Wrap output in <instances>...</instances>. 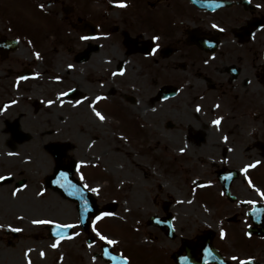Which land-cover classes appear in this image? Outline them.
<instances>
[{
	"label": "flooded vegetation",
	"instance_id": "af4514ba",
	"mask_svg": "<svg viewBox=\"0 0 264 264\" xmlns=\"http://www.w3.org/2000/svg\"><path fill=\"white\" fill-rule=\"evenodd\" d=\"M121 2L0 0V108L7 106L0 111V187L20 193L29 178L14 171H42L39 190L70 203L75 224L84 200L65 196L75 189L92 211L97 204L112 214L120 205L97 196L112 191L123 168L112 157L167 162L162 167L172 170L138 196L135 238L124 229L126 244L100 241L91 231L94 212L86 226L70 229L76 239L87 233L88 264H122L121 255L131 264H238L231 256L264 264V200L240 171L259 161L247 176L264 192V0H129L136 6L126 11ZM31 4L38 17L27 13ZM121 68L123 75H112ZM96 96L105 97L94 105L104 121L89 107ZM179 178L189 185H174ZM85 183L98 191L82 189ZM248 200L257 203H241ZM16 228L5 229L9 245L22 237Z\"/></svg>",
	"mask_w": 264,
	"mask_h": 264
},
{
	"label": "rangeland",
	"instance_id": "374dc122",
	"mask_svg": "<svg viewBox=\"0 0 264 264\" xmlns=\"http://www.w3.org/2000/svg\"><path fill=\"white\" fill-rule=\"evenodd\" d=\"M128 1L122 0L126 4L125 7H122L125 11L136 6L135 2L128 4ZM27 13L38 17L40 11L34 4H31L30 11ZM116 145L118 144L111 143L112 156H115ZM110 162L112 164L118 163L120 166L123 165V168L119 167L120 170L116 171L117 174L112 177V191L104 187L102 193L97 194V196L100 203H105L114 198L119 201L120 205L108 220L105 219L102 223L99 222L97 227L98 225L101 227L102 234L117 240V246L126 244L125 241L129 239L125 238L128 233L124 229L132 234L131 239L136 237L130 229L137 225L136 214L140 202L138 196L143 192L142 189L150 185L149 181H152V185L159 176H165L166 173L163 170L172 169L162 167L167 162L159 161L156 163L148 157L130 160V162L123 160V163L112 157ZM34 163L39 164L38 161H34ZM25 172L20 176L18 169L14 171L13 177L16 179L29 178L28 187L26 186L27 188L21 190L17 195H12L14 185L5 183V185H1L4 187H0V225L5 226L0 228V264H28L29 261H31V264H88L89 246L85 242L87 233L81 234L78 239L71 237L56 240L49 235L46 227L48 225H35L32 223L33 219H54L58 223H70L74 221V216L70 203L64 201L61 197L58 200V194L46 195L43 192L42 196L36 195L37 192H40L41 185L37 181L42 175V171L40 175L34 169ZM150 175L154 177L147 179ZM173 184L189 185V182L188 179L184 181L179 178V180L174 179ZM118 195L122 197L121 200L118 199ZM26 205L30 207H25ZM24 207L25 210L22 211ZM122 221L126 222V227L122 226ZM9 225L12 228L19 226L22 228V237L15 243L16 245H9L8 243L5 229H9ZM53 243H57L56 248L51 247ZM41 251L44 253L43 256L40 255Z\"/></svg>",
	"mask_w": 264,
	"mask_h": 264
},
{
	"label": "snow or ice",
	"instance_id": "6c2138e0",
	"mask_svg": "<svg viewBox=\"0 0 264 264\" xmlns=\"http://www.w3.org/2000/svg\"><path fill=\"white\" fill-rule=\"evenodd\" d=\"M248 2L250 3L251 0H248ZM118 6H119V7H125L126 4L123 3V2H121V3H119ZM39 7L43 8L44 5H39ZM255 7L260 8L261 5H260V4H257ZM212 27H213V28H218L219 26H218L217 24H213ZM261 27H264V26H261ZM219 31L222 32V31H224V29H223V28H219ZM80 38H81L82 40H88V39H90L89 36H81ZM152 40H153L154 42H155V41H158V40H159V37H158V36H153V37H152ZM158 49H159V44H155V45L152 47V49H151V53H150V54H155V53L157 52ZM36 55H37V57H39V53H36ZM206 62H207V61H206ZM68 67L71 68V67H73V65L69 64ZM118 74H119V75H123V74H124V69L121 68V69H119L118 72H113V73H112L113 76L118 75ZM56 79L59 80L60 77L57 76ZM69 91H72V90L70 89ZM65 95H67V93H63V92L60 93V96H65ZM104 98H105V97H102V96H96V97L94 98V100H92V101L89 103V107H90L91 111L94 113L95 117H97L100 121H104V120L106 119V117H105L104 115H102V113H101L100 111H98L94 105H95L96 102H98V101H100L101 99H104ZM84 99H87V97H85ZM14 102H15V101H13V103H14ZM81 102H82L81 100H76V101H75V104L78 105V104H80ZM47 103H48L49 105H51V104H53L54 102H53L52 100H49V101H47ZM6 107H7V106H4V108H0V111L5 110ZM217 107H218V106H217ZM196 110L199 111V110H200V107L197 106V109H196ZM220 122H221V121H220V118H217L216 120L212 121V123H213V124H216V125H219ZM224 139L227 140V137H224ZM180 151H181V152H184L185 149H184V148H181ZM8 155H9V156H11V155H16V153L9 152ZM26 159H31V158L28 157V158H26ZM81 163H82V162H81ZM258 163H259V161H256V162H255V164H258ZM255 164H247V165H244V166L241 168L240 171L243 172V173H245V180L247 181L248 186H249L250 188H254L255 191H256V193L258 194V196H259L262 200H264V192H262L259 188H255V186L253 185L252 181H251V180L248 178V176H247V171H248V169L254 167ZM77 167H78V168L80 167V163L77 164ZM229 175H231V174H229ZM59 176H60V179H61V180H65V179L67 178V173H65V172H60V173H59ZM4 179H6V177H4V176H0V180H4ZM80 179L83 180L84 177L81 175ZM194 183H195V182H194ZM68 187H70V188H74V189H75V186H74V185H71V184H69ZM82 189L87 190V191H90V192H93V193H96V192L98 191L97 188H90L89 185L86 184V183L82 185ZM18 191H19V189H14L13 192H12V195H13V196L17 195V192H18ZM69 194H70V195L80 194L81 197H82L83 200H84V207H83L82 209H80V217L78 218L77 223H75V224H72V223H58V222L55 221L54 219H47V220L33 219V220H32V223L35 224V225H41V224H43V225H53V226H54L56 229H58V230L77 229V228H79V227L81 226L82 221H83L84 214H85V213H91V212H92V208H91V205L89 204L87 198H86V197H83V193H82V191H81L80 189H75V191H73V192H71V193H69ZM36 195H37V196H42V195H43V190H41L40 192H37ZM189 203H191V201H189ZM241 203L249 204V205H255V204L257 203V201H256V200H248V201H241ZM109 215H112V214H111V213H106V212H100L99 214H95V215L91 216V218H90L91 231L95 234V237H97L100 241L105 242V243L108 244V245H116V244H118V241H117V240H115V239H111V238H109L108 236L102 234L101 231H99V230H98V227H97V223H98V221H100L103 217H105V216H109ZM20 219H22V217H20ZM3 227H5V226H4V225H0V228H3ZM8 228H9L11 231H16V232L21 231L20 228H12L11 225H9ZM59 234H60L59 231H57V232H56V235H59ZM219 234H220L221 239H224V238L226 237V232H225V230H224L222 227L220 228V232H219ZM75 235H79V233H78V232H75V231L72 232V233H70V237H71V236H75ZM246 235H250V233H246ZM89 246L91 247V244H90ZM51 247L56 248V247H57V243H53V244L51 245ZM203 251H204V253H206V254H211V250H210V249L205 248V249H203ZM103 254H104L105 256H107L109 260L115 259L114 256L109 255V252H108V249H107V248H104V249H103ZM25 255H27V253H25ZM40 255H41V256L44 255L43 251H41ZM93 259H95V257H93ZM183 259L187 260V259H189V258H188V257H184ZM230 259L233 260V261H237V260H238V264H252V258H249V259H247V260H239L237 256H231ZM120 260H121L122 264H131L130 259H129L128 257H126V256L121 255V256H120ZM28 264H31V261H29ZM221 264H222V262H221Z\"/></svg>",
	"mask_w": 264,
	"mask_h": 264
},
{
	"label": "water",
	"instance_id": "95a60500",
	"mask_svg": "<svg viewBox=\"0 0 264 264\" xmlns=\"http://www.w3.org/2000/svg\"><path fill=\"white\" fill-rule=\"evenodd\" d=\"M53 180L55 181V177H53ZM55 185H58V184L55 183ZM66 195H67V196H71L69 193H67ZM90 199H91L92 201L95 202V200H94L93 198H90ZM92 207H93V206H92ZM92 207H91V208H92ZM109 208H110V207H109ZM109 208H108V209H109ZM108 209H106V210H108ZM93 211H94L95 214H99V213L101 212V211L99 212V210H97L95 206H94V210H93ZM89 214H90V213H89ZM86 215H87V213H86ZM88 216H89V215H87V218H88ZM49 229H50V233H51V235L54 236V237L67 236V235H69V231H70V229L58 230V229H56L53 225L49 226ZM57 231H59V233H60L59 235H56V232H57Z\"/></svg>",
	"mask_w": 264,
	"mask_h": 264
}]
</instances>
